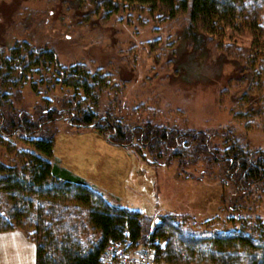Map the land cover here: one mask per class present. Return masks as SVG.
Listing matches in <instances>:
<instances>
[{
    "label": "trees",
    "instance_id": "obj_1",
    "mask_svg": "<svg viewBox=\"0 0 264 264\" xmlns=\"http://www.w3.org/2000/svg\"><path fill=\"white\" fill-rule=\"evenodd\" d=\"M74 1L101 19L132 7L180 21L176 43L167 47L186 43L197 57L216 51L229 61V82L236 88L245 84L233 94V115L247 128L255 125L264 132V0ZM243 36L247 42H238ZM113 78L101 67L62 66L47 46L25 40L0 46V143L15 136L34 149L15 150L6 143L14 154L11 164L0 161V232L17 229L33 241L35 264H98L107 243L121 240L124 230L135 245L150 244L158 264H264V218L246 220L238 231L199 235L187 226L185 215L152 218L108 203L81 176L51 160L55 132L48 125L63 119L91 127L113 144L167 155L182 166L217 161L236 193L264 192V150L248 148L229 128L209 132L151 120L124 126L111 115H99L100 99L117 86ZM28 81L36 94L60 88L71 95L58 101L44 96L33 114L16 110V93Z\"/></svg>",
    "mask_w": 264,
    "mask_h": 264
},
{
    "label": "rangeland",
    "instance_id": "obj_2",
    "mask_svg": "<svg viewBox=\"0 0 264 264\" xmlns=\"http://www.w3.org/2000/svg\"><path fill=\"white\" fill-rule=\"evenodd\" d=\"M88 12L74 0H0V46L25 40L37 48L50 47L62 66L81 63L111 72L117 86L100 99L98 114L111 115L124 126L151 120L209 132L229 128L248 148L264 150V132L255 125L247 128L245 120L233 115V94L245 84L236 88L229 82L232 64L216 51L197 57L186 43L167 47L176 43L180 21L132 7L108 19ZM237 41L246 43L247 37ZM20 90L13 106L31 114L44 96L58 101L71 95L60 88L36 94L31 81ZM48 126L55 132L51 160L81 176L112 205L152 218L185 215L187 226L199 235L238 231L246 220L264 218V192L236 193L217 161L182 166L167 155L113 144L91 127L63 119ZM4 139L0 161L5 164H11L14 154L8 152V142L15 150L34 151L15 136Z\"/></svg>",
    "mask_w": 264,
    "mask_h": 264
},
{
    "label": "built area",
    "instance_id": "obj_3",
    "mask_svg": "<svg viewBox=\"0 0 264 264\" xmlns=\"http://www.w3.org/2000/svg\"><path fill=\"white\" fill-rule=\"evenodd\" d=\"M154 248L138 246L130 239L128 231L121 240H110L102 250L98 264H154Z\"/></svg>",
    "mask_w": 264,
    "mask_h": 264
},
{
    "label": "crops",
    "instance_id": "obj_4",
    "mask_svg": "<svg viewBox=\"0 0 264 264\" xmlns=\"http://www.w3.org/2000/svg\"><path fill=\"white\" fill-rule=\"evenodd\" d=\"M0 264H35V244L20 230L1 231Z\"/></svg>",
    "mask_w": 264,
    "mask_h": 264
}]
</instances>
